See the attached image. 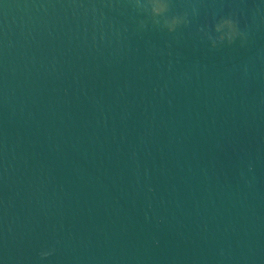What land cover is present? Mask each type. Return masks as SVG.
<instances>
[{"label":"water","instance_id":"water-1","mask_svg":"<svg viewBox=\"0 0 264 264\" xmlns=\"http://www.w3.org/2000/svg\"><path fill=\"white\" fill-rule=\"evenodd\" d=\"M0 264H264V0H0Z\"/></svg>","mask_w":264,"mask_h":264},{"label":"clouds","instance_id":"clouds-1","mask_svg":"<svg viewBox=\"0 0 264 264\" xmlns=\"http://www.w3.org/2000/svg\"><path fill=\"white\" fill-rule=\"evenodd\" d=\"M42 257H47L49 255H51V252H43L41 253Z\"/></svg>","mask_w":264,"mask_h":264}]
</instances>
